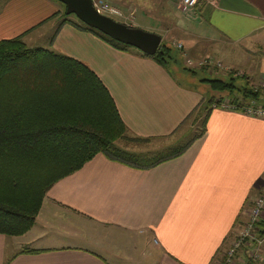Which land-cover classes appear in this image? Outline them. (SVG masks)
<instances>
[{
	"label": "crops",
	"instance_id": "0c3cea01",
	"mask_svg": "<svg viewBox=\"0 0 264 264\" xmlns=\"http://www.w3.org/2000/svg\"><path fill=\"white\" fill-rule=\"evenodd\" d=\"M106 1L131 13L129 26L180 43L174 52L183 62L210 56L223 68H196L264 87V0H198L186 12L179 0ZM58 3L0 0V39L20 36L27 46L82 62L107 89L129 135L177 144L185 131L172 138L191 114L202 130L147 167L95 154L46 191L27 231L0 234V264H216L264 187V118L211 106L200 119L194 109L207 97L182 82L183 70L131 46L114 48ZM211 93L236 97L235 90ZM246 255L241 246L232 264H264V241L257 260Z\"/></svg>",
	"mask_w": 264,
	"mask_h": 264
},
{
	"label": "trees",
	"instance_id": "16d2710c",
	"mask_svg": "<svg viewBox=\"0 0 264 264\" xmlns=\"http://www.w3.org/2000/svg\"><path fill=\"white\" fill-rule=\"evenodd\" d=\"M81 24L114 48H128ZM148 57L164 68L177 60L166 41ZM234 77L202 80L217 92L235 90L236 97L227 99L236 109L251 100L264 107L260 97L264 87L252 88L246 79L236 86ZM213 102L212 96L205 99L194 115L203 120ZM146 140L128 135L107 89L82 62L27 46L20 36L0 39V234L17 236L27 231L46 191L97 153L147 167L179 152L175 148L154 157L130 148L129 144Z\"/></svg>",
	"mask_w": 264,
	"mask_h": 264
},
{
	"label": "built area",
	"instance_id": "2783aa9c",
	"mask_svg": "<svg viewBox=\"0 0 264 264\" xmlns=\"http://www.w3.org/2000/svg\"><path fill=\"white\" fill-rule=\"evenodd\" d=\"M197 2L198 0H179V8L182 12H186ZM91 6L98 14L108 16L112 19L114 17L122 18L121 22L124 24H126L128 18L131 16V13L128 16L124 15L119 8L111 5L106 0H91ZM172 44L176 49L181 48L180 43L174 42ZM184 64L186 67H222L221 63L216 60L214 62V59L210 56L195 61L186 59ZM217 101L218 98H214L212 107L237 110L246 115L264 118V107L252 100L248 101L240 109H236V105L230 104L228 99H222L218 105H216ZM245 215L246 218L241 222L240 229L233 234L227 249L223 256L217 260L216 264H232V259L241 246L246 247L247 259H258L259 246L262 241H264V228H261V223H264V187H262L257 195L248 203Z\"/></svg>",
	"mask_w": 264,
	"mask_h": 264
},
{
	"label": "water",
	"instance_id": "95a60500",
	"mask_svg": "<svg viewBox=\"0 0 264 264\" xmlns=\"http://www.w3.org/2000/svg\"><path fill=\"white\" fill-rule=\"evenodd\" d=\"M64 6L65 14H73L84 25L93 28L110 39L134 47L145 55H152L160 43V36L154 32L129 26L98 14L91 6V0H57Z\"/></svg>",
	"mask_w": 264,
	"mask_h": 264
},
{
	"label": "rangeland",
	"instance_id": "374dc122",
	"mask_svg": "<svg viewBox=\"0 0 264 264\" xmlns=\"http://www.w3.org/2000/svg\"><path fill=\"white\" fill-rule=\"evenodd\" d=\"M58 4L61 7H63V10H64L63 4H60V3H58ZM159 6H160V4H159ZM122 9L123 8H121L120 10L125 15L126 12L124 10H122ZM142 14H145V13L142 12ZM147 14H153V13H147ZM70 15H71V17L73 19L77 20V18L73 14H70ZM113 19L115 21H119V22L122 21V18L114 17ZM142 26H145V24H142ZM138 28H140V27H138ZM140 29L148 31V29L145 28V27H141ZM261 42H263V41H261ZM263 45H264V43H263ZM170 46H171V48L174 51H176V48L173 46V44H170ZM128 48H130V46H128ZM176 55H177V60L176 61L175 60L174 61L173 60L169 61L166 64V67L168 68V70H171L170 67L171 66H175V67L178 68V69H175L176 72H179L178 70H183L184 73H182V76L183 75L184 76L182 78H184V80L182 82H184V83H192V85L195 88L202 89V92L204 93V96L207 97V98H205L206 100L209 97H211L212 95H214V94L211 93L212 89L209 86H207L203 81L200 80L201 78H203V77H206V78H221V79H225V80H227L229 78L228 76H226V74L222 73V71H219L218 73H216L214 75L212 73L209 74V73H206V72H204L202 70H199V68H196V67H194L195 69H197V70H195V72H193V73L189 72L186 69H183V67H179V66H182V65L185 66V64H184L183 60L180 58V55H178L177 53H176ZM202 58H204V57H202ZM202 58H200V59H202ZM214 62H215V60H214ZM221 66L222 67H220V69H222L224 65H221ZM216 68H218V67H216ZM238 69L240 70V68H238ZM175 76H176L177 79H179L181 77V75H177V74H175ZM188 77L190 79H187ZM191 77H193V78H191ZM243 82H244L243 77L239 76L238 74H237V76H235L233 78V83L235 85H237V86L243 84ZM192 117H193V114L190 115V117H189V119L187 121L182 123V125L180 126L181 130H179L177 133L174 134V137L172 139L176 138V136L180 132L185 131L183 137L179 139V142H177V144H176L175 141H173L171 139L170 140L169 139L166 140V139H162V138H154V139H151V140L148 139V141H139L136 144H129L130 148H133L135 150L144 151L145 153H147V154H149L151 156H154V157L156 155H158V154H162V153H165L167 151H171L172 149H175V148L179 147L180 145H182L183 143L187 142L188 138L192 135V133H196V132L199 131V129H200V121L197 120V121L191 123L190 121H191ZM193 123H195V124L193 125ZM154 149H160V150H158V152H155V153L150 152V151H152Z\"/></svg>",
	"mask_w": 264,
	"mask_h": 264
}]
</instances>
